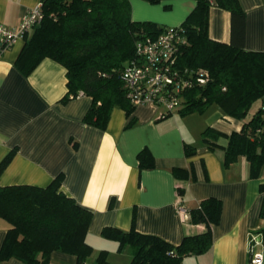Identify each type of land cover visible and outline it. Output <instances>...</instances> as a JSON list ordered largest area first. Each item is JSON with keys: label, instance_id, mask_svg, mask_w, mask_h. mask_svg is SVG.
I'll use <instances>...</instances> for the list:
<instances>
[{"label": "crops", "instance_id": "1", "mask_svg": "<svg viewBox=\"0 0 264 264\" xmlns=\"http://www.w3.org/2000/svg\"><path fill=\"white\" fill-rule=\"evenodd\" d=\"M39 1L0 0V23L16 26ZM129 1L133 20L165 27L179 25L195 6V0ZM239 1L245 13L242 46L264 51V0ZM231 27L228 10L209 8L210 38L239 41ZM23 43V38L16 39L0 53V162L10 157L0 171V186L45 187L59 175V189L92 213L85 237L92 251L84 264H97L101 250L108 251L109 262L118 264L111 261L119 254L117 242L101 235L105 227L123 231L133 227L173 245L185 235L204 231V224L182 218L176 202L190 209L208 197L221 201L219 221L212 225V245L205 252L184 257L180 264H248L252 231L261 235L258 248L264 256V215L260 214L264 193L259 189L264 166L259 177L250 178L249 162L243 155L227 167L222 165L226 137H218L219 147L214 149L201 142L207 127L225 135L239 131L264 100H256L243 119L225 114L216 104L185 115L178 110L162 115V107L149 103L134 106L130 114L114 106L105 127L100 128L83 120L90 96L61 100L67 92L63 65L45 57L28 75L16 68L14 61ZM186 144L195 147L190 155L185 154ZM143 149L151 155L153 167L140 168L137 155ZM173 168L185 169L187 178H176ZM9 226L0 217V247ZM0 264L23 263L10 258ZM48 264H76V256L54 250Z\"/></svg>", "mask_w": 264, "mask_h": 264}, {"label": "trees", "instance_id": "2", "mask_svg": "<svg viewBox=\"0 0 264 264\" xmlns=\"http://www.w3.org/2000/svg\"><path fill=\"white\" fill-rule=\"evenodd\" d=\"M146 1L156 4L161 0ZM41 4L42 18L23 37L24 43L14 61L16 68L28 75L45 57L63 65L67 92L61 100L65 102L78 94L90 96L91 105L83 117L88 124L104 128L114 106L130 114L134 106L125 95L121 69L135 56L138 40L155 37L165 26L133 20L129 0H41ZM211 6L230 12L232 36L236 34L239 41L232 38L225 43L209 37ZM244 16L239 0H195L193 9L177 25L184 40L176 66L192 69L194 75L198 69L208 74L204 84L194 80V85L184 91V105L178 110L181 115L203 112L216 104L225 114L243 119L256 100H264V51L243 48ZM262 106L239 131L225 135L207 127L201 133V142L211 149L219 147L215 142L218 137H226L222 165L227 167L243 155L249 162L250 178L259 177L264 166ZM184 151L190 155L195 147L186 144ZM137 156L140 168L153 167L146 149ZM9 158L8 155L0 162V171ZM173 173L176 178L188 176L181 168H173ZM60 183L58 175L45 187L0 186V217L10 224L0 247V261L15 258L23 264H48L50 253L58 250L75 255L76 264H84L92 251L85 240L92 213L66 196L59 189ZM259 189L264 193V183ZM187 212L189 221L204 224L205 230L183 236L177 245L133 227L128 231L105 227L101 235L116 241L118 252L128 249V264H180L184 257L211 247L212 225L219 221L221 201L204 198ZM260 214L264 215V201ZM107 257L108 251H99L96 263L113 264Z\"/></svg>", "mask_w": 264, "mask_h": 264}, {"label": "built area", "instance_id": "3", "mask_svg": "<svg viewBox=\"0 0 264 264\" xmlns=\"http://www.w3.org/2000/svg\"><path fill=\"white\" fill-rule=\"evenodd\" d=\"M42 18L41 0L28 9L14 27L0 23V52L10 47L16 39L23 38ZM179 26L165 27L155 37L143 38L135 44V56L121 69L120 78L125 95L133 106L154 104L163 108L162 115L179 110L184 104L183 93L194 85L207 81V71H195L176 66L178 50L184 38ZM264 108V106H262ZM176 210L184 220L189 218L187 209L180 200ZM262 238L258 232L248 235V264L264 263V256L258 248Z\"/></svg>", "mask_w": 264, "mask_h": 264}, {"label": "rangeland", "instance_id": "4", "mask_svg": "<svg viewBox=\"0 0 264 264\" xmlns=\"http://www.w3.org/2000/svg\"><path fill=\"white\" fill-rule=\"evenodd\" d=\"M130 257L131 255L129 251H125L123 253L119 252V254H114L111 257V261L118 264H127Z\"/></svg>", "mask_w": 264, "mask_h": 264}]
</instances>
